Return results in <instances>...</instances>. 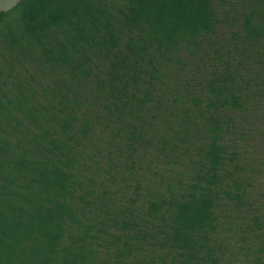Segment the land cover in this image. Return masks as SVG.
<instances>
[{"label": "trees", "instance_id": "16d2710c", "mask_svg": "<svg viewBox=\"0 0 264 264\" xmlns=\"http://www.w3.org/2000/svg\"><path fill=\"white\" fill-rule=\"evenodd\" d=\"M0 264H264V0L0 10Z\"/></svg>", "mask_w": 264, "mask_h": 264}, {"label": "rangeland", "instance_id": "374dc122", "mask_svg": "<svg viewBox=\"0 0 264 264\" xmlns=\"http://www.w3.org/2000/svg\"><path fill=\"white\" fill-rule=\"evenodd\" d=\"M20 0H0V10H8Z\"/></svg>", "mask_w": 264, "mask_h": 264}]
</instances>
